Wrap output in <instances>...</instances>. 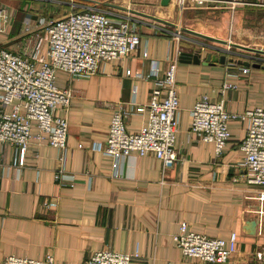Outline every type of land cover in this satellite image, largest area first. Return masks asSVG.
I'll list each match as a JSON object with an SVG mask.
<instances>
[{"label":"crops","instance_id":"0c3cea01","mask_svg":"<svg viewBox=\"0 0 264 264\" xmlns=\"http://www.w3.org/2000/svg\"><path fill=\"white\" fill-rule=\"evenodd\" d=\"M218 1L203 7L193 0H170L168 5H162V0L105 1L155 16L173 27L106 3L67 0L69 12L75 5H84L129 17L138 27L141 44L128 57L103 63L90 78L57 73V87L72 92L65 150L32 140L21 167L15 149L1 146L0 263L8 256L42 260L53 253L56 264H85L94 252L111 250L138 253L132 264H206L184 258L178 248L175 236L185 223L188 232L211 238L229 240L236 234V252L227 264H264V198L260 187L245 181L241 150L248 121L229 124L231 138L221 157H216L213 144L190 133L191 111L203 96L224 102L228 112L238 115L264 108V68L238 63L264 67V54L182 31L264 52V0ZM12 2L0 0L15 14L9 32L0 34V48L30 57L38 36L44 35L37 25L41 15L33 5ZM47 51L45 42L40 57L47 59ZM195 51L201 52L200 64L180 62L182 52ZM209 54L225 55L226 63H206ZM153 61L159 64L160 77L177 61L178 160L164 170L152 155H131L115 177L114 160L104 152L113 112L118 106L125 108L131 134L147 125V105L155 88L150 77ZM244 68L249 74L243 75ZM225 84L236 89H225ZM133 102L144 106V111L134 112ZM11 111L12 106L0 100V112ZM58 173L63 175L61 181L56 180Z\"/></svg>","mask_w":264,"mask_h":264},{"label":"built area","instance_id":"2783aa9c","mask_svg":"<svg viewBox=\"0 0 264 264\" xmlns=\"http://www.w3.org/2000/svg\"><path fill=\"white\" fill-rule=\"evenodd\" d=\"M85 1L101 4L107 0ZM193 1L200 7L220 3L218 0ZM14 17L13 10L0 4V34L9 32ZM37 25L45 36H38L30 57L0 48V100L4 106H12L10 113L0 112V148L3 144L11 145L21 167L25 165L32 140L60 150L67 147V112L72 92L57 87V73L64 72L73 78H90L99 72L103 63L122 60L135 53L141 44L134 21L97 7L75 5V9L63 18L40 16ZM45 42L48 44L47 59L40 57ZM249 72L248 68L242 70L243 75ZM176 73L177 61L170 64L163 77H160L158 62H152L150 77L155 79V88L147 105L148 123L139 133L127 131L129 113L123 106L114 110L104 152L114 160L115 177H119L122 162L131 155H152L162 162L164 170L178 160L175 143L180 106ZM224 88L236 89V86L225 84ZM132 105L136 113L145 109L135 102ZM57 112L62 114L57 115ZM191 116V135L213 144L216 157L223 155L231 138L229 124L240 119L248 121L247 136L241 144L247 170L245 181L260 187L259 195L264 198V108H253L244 115H238L228 112L224 102H214L203 96L197 101ZM62 179L63 175L58 173L56 180ZM175 241L188 260L227 264L236 252L237 235L232 234L229 240L211 238L188 232L187 225L182 223ZM138 258V253L99 250L85 264H132ZM0 264H56V259L53 253L42 260L8 256Z\"/></svg>","mask_w":264,"mask_h":264},{"label":"water","instance_id":"95a60500","mask_svg":"<svg viewBox=\"0 0 264 264\" xmlns=\"http://www.w3.org/2000/svg\"><path fill=\"white\" fill-rule=\"evenodd\" d=\"M169 2H170V0H162V5H168ZM105 5L107 7H110V8H115V9L127 11V12L133 13L135 15H138V16L150 19V20H154V21L162 23V24H167V25L176 27V25L171 24V23H169V22H167L165 20H162L160 18H157L155 16H151V15H148V14H145V13H141V12H138V11L130 10L128 8L121 7V6L112 4V3H106ZM182 31L185 32V33L197 36L199 38H203L205 40H209V41L215 42V43H219V44H223V45H230L231 47H237V48H240V49H243V50H247V51H251V52H254V53L264 54V52H262V51L245 48V47H242V46H239V45H235V44H232V43H228V42H225V41H222V40H219V39L211 38L209 36L200 34L198 32H195V31H192V30H189V29H182ZM200 57H201V52L200 51H195V52H192V53L182 52L180 54L179 60H180L181 63L200 64L201 63V58ZM226 60H227V57L225 55H223L221 57H216V56H214L212 54H209L207 56L206 63L225 64ZM229 62H234V60L230 59ZM238 63L242 64L243 66H248V67L252 66L253 68H264L260 64H251L249 61H239Z\"/></svg>","mask_w":264,"mask_h":264},{"label":"rangeland","instance_id":"374dc122","mask_svg":"<svg viewBox=\"0 0 264 264\" xmlns=\"http://www.w3.org/2000/svg\"><path fill=\"white\" fill-rule=\"evenodd\" d=\"M12 1H18L19 3L23 2V5L21 4L22 6L33 5L35 9L39 12V15L46 16L48 18L57 19L66 15L67 13L68 14L71 13L69 12L70 6L67 4V0H5L6 4L14 3ZM103 3H107V2H103Z\"/></svg>","mask_w":264,"mask_h":264}]
</instances>
